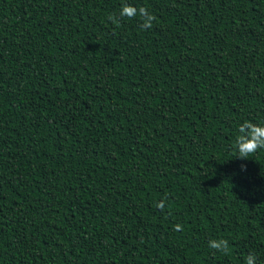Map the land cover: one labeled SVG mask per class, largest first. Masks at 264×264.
<instances>
[{
  "label": "trees",
  "instance_id": "trees-1",
  "mask_svg": "<svg viewBox=\"0 0 264 264\" xmlns=\"http://www.w3.org/2000/svg\"><path fill=\"white\" fill-rule=\"evenodd\" d=\"M245 120L264 0H0V264H264Z\"/></svg>",
  "mask_w": 264,
  "mask_h": 264
},
{
  "label": "clouds",
  "instance_id": "clouds-1",
  "mask_svg": "<svg viewBox=\"0 0 264 264\" xmlns=\"http://www.w3.org/2000/svg\"><path fill=\"white\" fill-rule=\"evenodd\" d=\"M137 15L140 16L142 23L141 28L147 30L152 27L153 21L157 18L155 15L148 12V10L141 6L139 8L131 4H122L119 12V18L115 14H110L108 19L113 24H119L120 19L135 18ZM238 135L235 140V147L237 149V157L241 160L249 159V156L255 154L257 151L264 149V122L253 123L252 121L245 120L238 127ZM244 166L242 165V168ZM166 199V198H165ZM157 207L163 210L165 208L164 201L157 204ZM175 231H183V226L176 224L173 226ZM209 247L222 253L227 254L229 250V242L227 239H218L209 241ZM246 264H256V256L249 254L246 258Z\"/></svg>",
  "mask_w": 264,
  "mask_h": 264
}]
</instances>
